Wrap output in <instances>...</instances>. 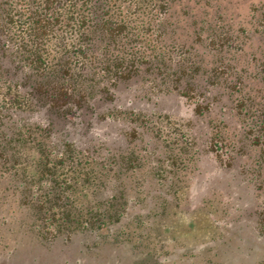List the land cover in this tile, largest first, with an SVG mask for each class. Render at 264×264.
<instances>
[{
  "label": "trees",
  "instance_id": "trees-1",
  "mask_svg": "<svg viewBox=\"0 0 264 264\" xmlns=\"http://www.w3.org/2000/svg\"><path fill=\"white\" fill-rule=\"evenodd\" d=\"M231 1L0 0V176L15 183L10 192H17L39 242L67 240L78 229L104 234L110 224L104 217L118 219L124 210L125 197L114 191L104 200L111 213L85 209L77 175L59 168L73 172L88 161L104 178L109 166L118 169L112 171L116 178L133 153L109 150L80 162L78 152L89 157L94 150H75L66 139L48 149L41 137L14 129L12 117L27 120L42 112L72 120L93 112L95 100L112 101L119 85L133 81L145 100L171 93L191 103L206 126L204 150L223 166L236 165L264 203V0H249V24L227 18ZM220 3L224 16L211 7ZM94 112L127 122V139H143L148 131L159 136L164 129L149 124L152 116L185 131L153 110L109 105ZM185 123L192 125L191 118ZM22 157L32 167L19 166ZM79 175L88 180V169ZM4 190L10 194L2 186L1 197ZM258 216L264 231V208Z\"/></svg>",
  "mask_w": 264,
  "mask_h": 264
},
{
  "label": "rangeland",
  "instance_id": "rangeland-1",
  "mask_svg": "<svg viewBox=\"0 0 264 264\" xmlns=\"http://www.w3.org/2000/svg\"><path fill=\"white\" fill-rule=\"evenodd\" d=\"M222 3L211 7L221 8L224 16ZM249 3L232 0L227 18L249 24ZM109 105L164 113L185 131L181 135L167 118L165 122L152 116L149 124L164 129L159 136L148 131L143 139L136 135L127 139L122 134L127 122L95 116L94 111ZM93 107V112L86 110L72 120L48 118L42 112L25 120L15 114L11 124L41 137L42 144L54 151L64 139L75 150L92 148L89 157L77 153L80 162L98 160L109 150L132 151V166L125 165L116 178L112 174L116 168L109 166L104 178L88 161L73 172L58 169L60 174L77 175L74 185L85 209L111 213L104 200L114 191L125 197L122 214L118 219L104 217L110 222L104 234L78 229L67 240L61 236L42 243L30 230L29 216L17 205V192H10L15 183L1 175L0 188L7 186L10 194L4 190L0 196V264H264V231L258 221L264 208L262 195L242 178L236 165L223 166L204 150L206 126L192 113L191 103L171 93L145 100L137 95L133 81L119 85L112 101L95 100ZM186 118L192 125L185 123ZM172 139L175 146L165 145ZM21 159L19 166L32 167L28 158ZM87 169L88 180H83L79 173Z\"/></svg>",
  "mask_w": 264,
  "mask_h": 264
}]
</instances>
